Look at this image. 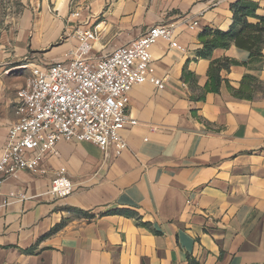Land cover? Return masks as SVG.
<instances>
[{
	"label": "crops",
	"instance_id": "obj_1",
	"mask_svg": "<svg viewBox=\"0 0 264 264\" xmlns=\"http://www.w3.org/2000/svg\"><path fill=\"white\" fill-rule=\"evenodd\" d=\"M238 0H11L0 7V155L34 67L66 58L99 24L92 60L175 22L152 47L153 74L130 91L128 147L105 155L61 140L0 184V264H264V45H208L240 32ZM245 20L258 24L264 0ZM197 22L195 28L190 25ZM207 31V33H205ZM211 68L214 73L211 74ZM64 170L73 191L49 192Z\"/></svg>",
	"mask_w": 264,
	"mask_h": 264
},
{
	"label": "built area",
	"instance_id": "obj_2",
	"mask_svg": "<svg viewBox=\"0 0 264 264\" xmlns=\"http://www.w3.org/2000/svg\"><path fill=\"white\" fill-rule=\"evenodd\" d=\"M98 26L78 30V49L48 66L34 67L27 85L18 90V119L0 155V184L20 170L45 173L41 162L61 140L92 142L105 155L110 149L117 155L127 149L121 131L138 123L128 110L130 91L147 81L164 87L153 74L152 47L164 39L181 49L175 37L178 25L151 26L139 38L92 60L89 41L97 39ZM72 191L65 171L57 172L49 192L64 197ZM9 203L10 199L0 200V208Z\"/></svg>",
	"mask_w": 264,
	"mask_h": 264
},
{
	"label": "trees",
	"instance_id": "obj_3",
	"mask_svg": "<svg viewBox=\"0 0 264 264\" xmlns=\"http://www.w3.org/2000/svg\"><path fill=\"white\" fill-rule=\"evenodd\" d=\"M255 4L248 0H238L232 5V9L236 23H243V28L240 32L235 34L218 33L219 37L208 41V45L211 47L221 43L227 45L231 39H235L237 44H244L249 48L253 57H260L262 55L261 49L264 45V17H259L260 22L258 24H250L245 20L248 15H255ZM207 33V31H205ZM214 73L211 68V74Z\"/></svg>",
	"mask_w": 264,
	"mask_h": 264
},
{
	"label": "rangeland",
	"instance_id": "obj_4",
	"mask_svg": "<svg viewBox=\"0 0 264 264\" xmlns=\"http://www.w3.org/2000/svg\"><path fill=\"white\" fill-rule=\"evenodd\" d=\"M11 5V0H0V7H9Z\"/></svg>",
	"mask_w": 264,
	"mask_h": 264
}]
</instances>
